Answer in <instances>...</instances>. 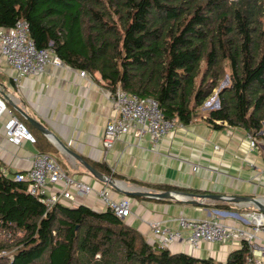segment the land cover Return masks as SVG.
<instances>
[{
	"label": "trees",
	"instance_id": "trees-1",
	"mask_svg": "<svg viewBox=\"0 0 264 264\" xmlns=\"http://www.w3.org/2000/svg\"><path fill=\"white\" fill-rule=\"evenodd\" d=\"M18 19L36 47L99 72L112 93L156 99L166 118L188 123L219 88L209 121L250 136L262 128L264 0H0V29ZM15 173L0 163V264H244L249 255L245 240L224 262L159 250L109 209H47Z\"/></svg>",
	"mask_w": 264,
	"mask_h": 264
},
{
	"label": "crops",
	"instance_id": "crops-1",
	"mask_svg": "<svg viewBox=\"0 0 264 264\" xmlns=\"http://www.w3.org/2000/svg\"><path fill=\"white\" fill-rule=\"evenodd\" d=\"M223 86L221 83L220 88ZM0 99L36 138L35 143L22 141L14 145L7 142L3 125L8 115L2 113V169L10 173L26 171L36 153L51 156L66 175L92 187L85 196L76 195L70 187L71 197H61L59 201L66 208L105 211L107 207L96 192L107 184L110 198L131 200V214L124 221L135 227L149 243L157 242L149 225L151 221H160L175 229L176 218L180 216L206 218L215 215L227 225L248 228L252 221L247 215L261 211L249 201L204 199L202 203L191 204L126 194L124 190L185 192L183 189H187L195 195L255 197L264 205V121L256 136L247 135L218 119L211 122L204 109L217 107L218 102L215 106L201 107L188 123L175 117V126L158 142L152 141L149 134L138 137L131 130L119 136L112 148L106 149L102 137L114 111L112 92L99 72L81 76L79 69L64 63L62 66L49 65L36 75H18L0 53ZM35 122L50 132L45 133L34 125ZM251 140L255 146H251ZM67 149L77 153L105 177L112 178L115 186L97 179ZM62 188L61 182L49 187L52 191ZM134 197H139L138 201ZM217 204L227 206L217 208ZM258 218L264 221L263 216H256ZM262 227L264 230V225ZM257 236L256 243L264 245V232ZM241 243L239 238L223 243L201 241L195 248L183 240H171L165 249L224 262L229 252L240 248ZM259 260L264 264V255Z\"/></svg>",
	"mask_w": 264,
	"mask_h": 264
},
{
	"label": "built area",
	"instance_id": "built-area-1",
	"mask_svg": "<svg viewBox=\"0 0 264 264\" xmlns=\"http://www.w3.org/2000/svg\"><path fill=\"white\" fill-rule=\"evenodd\" d=\"M236 1V0H229ZM29 25L24 19H18L14 26L0 32V53L4 61L10 65L18 75H36L45 71L47 66H62L64 62L54 54L53 48L36 47L29 37ZM81 76H86L84 70H79ZM16 80V78H15ZM218 90H214L213 97H209L206 106L216 105L218 102ZM214 105V106H215ZM112 106L114 114L106 122L102 145L106 149L112 148L119 136L133 131L138 137L149 134L152 141L158 142L176 124V118H166L163 109L154 98H140L135 93L117 88L112 93ZM8 116L4 122V134L7 142L19 145L22 141L36 142L27 126L20 121L0 99V115ZM251 146H255L251 140ZM32 165L26 171L15 173V180L26 183V192L35 196L47 209L59 205L61 197H71L70 187L78 196L88 195L92 187L86 183L75 180L61 169L59 164L49 155L39 152L33 155ZM61 182L63 188L60 191H52L50 186ZM97 195L116 217L125 219L131 214V200L124 197L114 200L109 196V188L105 184ZM252 221V220H250ZM177 227L170 228L160 221L149 223L151 231L157 236L154 246L159 250L166 248L171 240L184 241L187 245L198 247L201 241L223 243L234 238L245 240L249 247V255L244 264H262L259 258L264 255V245L256 243L257 234L264 232V221H252L248 228L231 226L221 222L215 215L206 218H188L180 216L176 218ZM185 233V234H184ZM3 236V234H1ZM1 255H7V250H2Z\"/></svg>",
	"mask_w": 264,
	"mask_h": 264
},
{
	"label": "water",
	"instance_id": "water-1",
	"mask_svg": "<svg viewBox=\"0 0 264 264\" xmlns=\"http://www.w3.org/2000/svg\"><path fill=\"white\" fill-rule=\"evenodd\" d=\"M228 81V78H226L222 85L225 84ZM26 118L31 121L28 116ZM36 127L40 128L45 133L50 132L46 127H44L40 123L34 124ZM70 154L81 163L91 174H93L97 179L110 183V185H114L112 178L105 177L104 174L99 173L94 167H92L90 164H88L86 161H84L77 153L71 151L70 149H67ZM115 186V185H114ZM126 194H133L138 195L141 197H150V198H156V199H168V200H177L185 203H191V204H199L202 203L204 199H212V200H218V201H231V202H239V201H249L255 204L258 209L261 211L260 213H250V215H247L250 220L254 221L256 216H264V205H262L257 198L250 197V196H238V195H223V194H202V195H195L191 193L186 192H180L176 190H166V191H153V190H144V191H125ZM197 198V199H196Z\"/></svg>",
	"mask_w": 264,
	"mask_h": 264
},
{
	"label": "rangeland",
	"instance_id": "rangeland-1",
	"mask_svg": "<svg viewBox=\"0 0 264 264\" xmlns=\"http://www.w3.org/2000/svg\"><path fill=\"white\" fill-rule=\"evenodd\" d=\"M223 81H224V80H223ZM223 81H222V82H223ZM222 82H221V83H222ZM227 84H228V81H227V83L224 84V85H227ZM220 85H221V84H220ZM211 97H213V95H212ZM211 97H210V98H211ZM208 101H209V100H207V102H208ZM204 106H206V103H205ZM134 198L137 199V201H138V199H139V197H134ZM59 205H60V203H59ZM209 217H211V216H209ZM209 217H208V218H209ZM193 257H194V256H193ZM196 258H197V257H196Z\"/></svg>",
	"mask_w": 264,
	"mask_h": 264
},
{
	"label": "bare ground",
	"instance_id": "bare-ground-1",
	"mask_svg": "<svg viewBox=\"0 0 264 264\" xmlns=\"http://www.w3.org/2000/svg\"><path fill=\"white\" fill-rule=\"evenodd\" d=\"M260 216H262V215H260ZM264 217V216H263ZM255 219H256V217H255ZM260 220H263L262 218H258V219H256V221H260Z\"/></svg>",
	"mask_w": 264,
	"mask_h": 264
}]
</instances>
